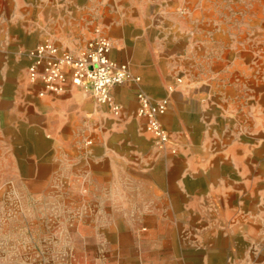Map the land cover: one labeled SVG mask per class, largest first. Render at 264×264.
I'll use <instances>...</instances> for the list:
<instances>
[{"label":"crops","instance_id":"crops-1","mask_svg":"<svg viewBox=\"0 0 264 264\" xmlns=\"http://www.w3.org/2000/svg\"><path fill=\"white\" fill-rule=\"evenodd\" d=\"M99 37L141 79L112 88L120 113L71 81L39 97L33 52L49 41L78 56ZM256 60L250 45L182 15L177 0H0V178L24 180L38 199L65 192L89 235L99 228L133 249L118 264H140L143 241L153 244L147 264H264ZM140 96L169 103L164 147L139 115Z\"/></svg>","mask_w":264,"mask_h":264},{"label":"rangeland","instance_id":"rangeland-1","mask_svg":"<svg viewBox=\"0 0 264 264\" xmlns=\"http://www.w3.org/2000/svg\"><path fill=\"white\" fill-rule=\"evenodd\" d=\"M177 2L182 15L199 24L212 22L233 42L250 45L252 58L263 60L252 63V78L264 76V0ZM24 185L21 179L0 178L1 264H118L124 254L130 256L133 252L126 248L124 253L119 245L105 242L98 235L99 228L94 229L95 235H89L81 219V205L68 201L65 192L55 194L47 189L38 199L26 192ZM148 231L147 227L141 228L142 233ZM152 245L147 241L140 244L147 256L140 259V264L154 258L150 253Z\"/></svg>","mask_w":264,"mask_h":264},{"label":"built area","instance_id":"built-area-1","mask_svg":"<svg viewBox=\"0 0 264 264\" xmlns=\"http://www.w3.org/2000/svg\"><path fill=\"white\" fill-rule=\"evenodd\" d=\"M112 47L111 40L99 37L91 41L84 52L75 56L69 51H60L48 41L32 54L35 62L28 69L29 81L43 84L39 97L48 92L61 94L71 81L77 88L90 90L99 104L107 105L119 114L120 108L111 94L112 88L130 81L140 82L141 79L130 72L127 64H118L111 59ZM139 101V115L148 120L147 131L155 136L160 147L166 146L170 134L161 117L168 112V101L153 103L146 96H140Z\"/></svg>","mask_w":264,"mask_h":264}]
</instances>
